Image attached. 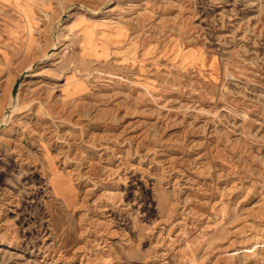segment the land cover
<instances>
[{
	"label": "rangeland",
	"instance_id": "rangeland-1",
	"mask_svg": "<svg viewBox=\"0 0 264 264\" xmlns=\"http://www.w3.org/2000/svg\"><path fill=\"white\" fill-rule=\"evenodd\" d=\"M0 264H264V0H0Z\"/></svg>",
	"mask_w": 264,
	"mask_h": 264
},
{
	"label": "water",
	"instance_id": "water-1",
	"mask_svg": "<svg viewBox=\"0 0 264 264\" xmlns=\"http://www.w3.org/2000/svg\"><path fill=\"white\" fill-rule=\"evenodd\" d=\"M18 85H19V80H17L15 82L14 86H13V89H12V95H13V97L16 95Z\"/></svg>",
	"mask_w": 264,
	"mask_h": 264
},
{
	"label": "bare ground",
	"instance_id": "bare-ground-1",
	"mask_svg": "<svg viewBox=\"0 0 264 264\" xmlns=\"http://www.w3.org/2000/svg\"><path fill=\"white\" fill-rule=\"evenodd\" d=\"M12 97V99H14V97L13 96H11Z\"/></svg>",
	"mask_w": 264,
	"mask_h": 264
}]
</instances>
